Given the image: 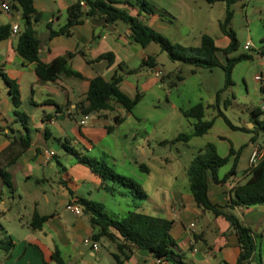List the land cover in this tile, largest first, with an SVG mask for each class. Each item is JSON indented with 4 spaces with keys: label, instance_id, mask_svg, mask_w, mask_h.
<instances>
[{
    "label": "crops",
    "instance_id": "1",
    "mask_svg": "<svg viewBox=\"0 0 264 264\" xmlns=\"http://www.w3.org/2000/svg\"><path fill=\"white\" fill-rule=\"evenodd\" d=\"M1 1L8 2L10 10L5 12L0 8V26L8 24L10 34L0 40V71L15 82L20 95L18 111L23 115L14 113L8 87L0 76V165L10 182L7 186L0 177V241L4 245L8 240L12 243L7 251L0 246L1 264H56L51 259L55 248L65 264H113L111 254L116 252L115 243L105 238L97 241L96 250L88 245L87 254L80 248L81 244L85 246L83 239L91 237L94 230L89 213L82 206L79 215L65 208L78 198L101 203L113 218L135 211L169 221V234L174 241L171 248L181 255L182 264H235L240 251L237 235L222 215H214L196 204L189 191L186 169L206 143L213 144L218 155L228 156L224 166L217 169V181L207 172V195L213 204L230 205L233 188L248 178L251 152L254 149L261 152L264 141L258 142L249 135L233 136L230 132L239 130L229 126L215 134L214 139H208L206 135L213 128L212 124L205 134L183 140L186 144L196 142L190 144L193 149L180 170L169 172L163 165L171 160L169 141L183 133V123L191 129L186 134L194 131L182 110L202 102L208 106L203 119L214 122L213 99L221 85L223 87L222 68L170 64L157 44L143 47L135 42L126 23H92V18L103 19L97 16L83 18L70 26L68 34H52L66 24L70 17L69 6L75 0H32L40 14L39 20L32 24L39 41V61L49 63L63 57L68 67L80 74L73 77L58 73L41 82L35 72V62L26 61L16 51L24 22L21 8L12 0ZM113 1L114 6L160 33L165 34L169 28L171 7L145 0L152 9L146 13L135 0ZM170 2H174L182 14L193 13L190 0ZM80 4L86 8L84 1ZM13 24L17 25L15 33L11 31ZM214 40L219 47H225L228 42L223 34L219 40ZM107 53L112 54L111 59L100 57ZM148 56L154 57L153 66L142 65ZM219 60L223 63L221 54ZM176 74L182 79L171 83V76ZM94 76L106 81L118 77L120 90L130 98L138 93L139 101L131 111H126L118 102L110 100L109 109L89 112L87 122L79 125L78 120L84 115L79 104ZM187 76L197 79V92L191 101L190 96L183 97L181 88ZM173 85L179 101L171 98L170 86ZM20 116L28 126L27 140ZM114 118L120 120L115 122ZM22 142L27 144L26 148L15 155ZM63 144L79 156L103 160L118 171L129 170L145 197L136 199L121 185L101 180ZM176 155L182 157V151H177ZM154 162L158 163L156 173L151 165ZM231 167L233 172L224 178ZM115 196L130 201V210L120 213L110 205L107 211V204L116 203ZM224 210L251 230L254 250L249 264H264V203L248 207L233 205ZM34 213L46 216L37 229L30 225ZM125 264L173 263L157 261L146 250L132 249Z\"/></svg>",
    "mask_w": 264,
    "mask_h": 264
},
{
    "label": "trees",
    "instance_id": "2",
    "mask_svg": "<svg viewBox=\"0 0 264 264\" xmlns=\"http://www.w3.org/2000/svg\"><path fill=\"white\" fill-rule=\"evenodd\" d=\"M21 8L23 18V30L18 35L16 43L17 53L26 61L35 62V72L39 81L45 82L50 80L54 75L62 73L66 76L80 77V74L67 65L66 59L57 57L49 63H42L38 59V38L35 36L32 24L39 20L40 14L33 7L32 0H12ZM84 1L85 9L82 8L80 2ZM139 5L140 10L146 13L152 12L145 0H135ZM206 3L213 4L215 2H223L225 4L224 17L219 21L218 26L221 33L228 39L225 47L216 45L215 40L206 33L200 36L198 46H186L178 42H172L169 38L160 32L149 27L137 17L131 16L126 11L117 8L113 5V0H75L69 6L70 17L66 24L58 31L51 32L52 34H68L70 26L80 23L83 18L101 17L106 22L122 21L129 26L132 39L141 46H146L149 43H155L160 50L165 52L168 59L182 64H188L192 67L212 68L219 66L224 73L223 89H227L232 85L231 73L236 63L241 60L250 59L249 54L240 53L236 56L229 57L228 54L238 48V40L235 31L229 26L233 11L230 8L231 4L241 0H204ZM10 34V26L8 24L0 26V40L6 38ZM260 53L264 56V46L260 48ZM219 54L223 57V63L219 60ZM112 54H103L101 58L111 59ZM154 57L148 56L147 60L142 65L153 66ZM193 71V70H192ZM0 76L8 87V94L11 103L14 107V113H19L20 105L19 90L15 82L9 79L0 71ZM177 81L182 79L179 74L175 75ZM120 79L113 77L110 81H106L101 76H94L89 80L88 89L83 101L79 104L82 114L89 112L97 113L102 110L109 109L110 100H115L124 107L126 111H131L133 106L139 101L140 95L136 93L132 98L126 95L119 88ZM219 92V90H218ZM218 92L216 95H218ZM228 103L225 100L223 103ZM208 107L202 102H198L191 107L182 110L185 118L192 122L194 131L192 134L179 133L173 140L187 141L192 136H200L205 134L213 124V119L204 120V110ZM58 108V106H57ZM258 108H253L252 113L257 114ZM219 115L223 116L221 111ZM23 116V115H22ZM21 117V116H20ZM224 117V116H223ZM23 128L26 131L25 139H28V126L26 120L22 118ZM119 118H114L118 122ZM224 120L233 128L230 122L224 117ZM264 123L263 122H260ZM107 127V130H110ZM65 145V144H63ZM26 143H20L19 149L15 155H18L25 149ZM65 147L76 155V157L87 164L90 169L95 172L101 180H110L125 188L134 198L141 199L145 197L144 191L137 185L136 182L120 175L112 170L103 160H96L87 156H79L73 149L65 145ZM263 153L254 166L248 168V178L244 183L233 188V198L230 205L213 204L207 195V172L209 171L214 180L217 178V169L223 166L228 161V156H220L217 154L215 147L211 143H206L201 150L191 159L187 166L186 174L189 182V191L193 196L196 204L203 209L210 210L214 215H222L231 225L237 235L240 251L235 264H249V259L254 250L253 237L251 230L244 226L234 214L225 211V208L236 206L248 207L255 204L264 203V145L261 147ZM232 148L229 152L232 153ZM6 164V163H5ZM140 167H143L140 165ZM234 168L224 175V178L233 172ZM0 177L5 185L10 186L9 177L3 166L0 165ZM223 178V179H224ZM75 202L83 207L85 212L89 213L90 225L94 232L91 238L94 241H99L105 238L110 242L115 243L116 252L112 253L113 264H125L132 249H141L148 251L156 259L168 261L173 264H182L181 255L172 250L174 244L172 237L169 234L170 222L155 216L128 211L120 218L109 216L103 209L101 203L78 198ZM46 216H40L37 213L32 215L30 225L33 229L40 228L45 221ZM0 246L5 251L12 247L10 240L0 241ZM51 259L56 264H65L62 260L59 250L54 249L51 253ZM1 264V258H0Z\"/></svg>",
    "mask_w": 264,
    "mask_h": 264
},
{
    "label": "rangeland",
    "instance_id": "3",
    "mask_svg": "<svg viewBox=\"0 0 264 264\" xmlns=\"http://www.w3.org/2000/svg\"><path fill=\"white\" fill-rule=\"evenodd\" d=\"M153 1L156 5L171 7L170 9H172V16L168 18L169 21H171L169 22V28L165 30V34L161 33L171 41L186 46H198L202 33H206L217 40L222 37L218 23L224 17L225 4L223 2L209 4L204 0H190L193 6V13L182 14L179 12L177 6L173 4L174 2H170V0ZM230 8L233 11V16L229 26L236 33L238 48L230 52L228 56L233 57L240 53H245L249 54L251 58L236 63L231 73L232 85L223 90H221V85L219 92L217 91L218 95L215 94L212 106L214 112L213 128H209L210 131L206 136L208 139H214L215 134L219 133L221 129L229 126L234 130H239V132L231 131L230 133L233 136L249 135L255 137L258 142H261L264 141V123L260 124V122L264 121V110L261 109V106L264 105V64L262 63L264 56L260 53V48L264 46V0H241L231 4ZM246 41L250 43L248 49L244 48ZM155 46L159 47L158 45ZM163 54L167 56L165 52H163ZM168 62L170 64H179V62L171 60ZM179 72L180 71L177 73ZM255 75H259L260 80H257ZM171 77V83L175 82V77ZM196 81L197 79L187 76L184 85L181 87L185 99H187V96H190L191 101L196 94ZM173 87L174 85L170 86L172 91L171 98L174 99L173 101H179V99L175 97ZM203 97H205V95ZM225 100H228V103L223 106ZM216 107H218V109ZM255 107L261 110L260 113H252V109ZM209 111L212 110L209 109ZM219 111H221L228 122L236 128L231 127L224 120V117L219 115ZM182 131L183 133H189L191 131L187 123H183ZM195 142L196 141L188 144L184 143L183 140L179 143L169 142L171 160L168 164H163L165 169L169 172L180 170L181 165L186 162L185 158L189 156L190 151L193 149L192 145H194ZM75 148L79 150L77 146H75ZM177 151H182V157L176 155ZM173 155H176V157ZM151 165H153V171L156 173L158 163L154 162ZM112 170L135 181L134 176L128 172L129 170L123 171L121 169L118 171L115 168H112ZM143 176L145 175L143 174ZM115 198L116 203L107 204V211H110V205L115 207L120 213L130 210V201L117 196H115ZM118 201L120 203H118ZM80 248L85 250V254L88 253V245L85 244L84 246L81 244ZM101 248L103 252H105L104 246Z\"/></svg>",
    "mask_w": 264,
    "mask_h": 264
},
{
    "label": "built area",
    "instance_id": "4",
    "mask_svg": "<svg viewBox=\"0 0 264 264\" xmlns=\"http://www.w3.org/2000/svg\"><path fill=\"white\" fill-rule=\"evenodd\" d=\"M84 5H85V4H84ZM0 8H1L3 11L8 12V11L10 10L9 3L6 2V1H1V2H0ZM16 30H17V25H16V24H13V25L11 26V31H12V33H15ZM249 46H250V43H249L248 41H246L245 44H244V48H245V49H248ZM255 78H256L257 80H260V76H259V75H255ZM261 109L264 110V105L261 106ZM88 118H89V115H88V114H84V115L78 120V124H79V125H83V124H85V123L87 122ZM262 153H263V150H262L261 152H259L258 149H254V150L251 152L250 157H249V167H250V166H254V165L257 163V161H258L259 158L261 157ZM65 208H66L67 210L71 211V212H72L73 214H75V215H79V214H81V212H82V207H81V205H79V204H77V203H75V202H70V203L66 204ZM191 225H193V224H191ZM83 243H84V244H87V245H90L91 248H92L93 250H96V249L98 248V244H97V242L94 241L91 237H86V238H84V239H83ZM156 260H157V261H161V260H159V259H156Z\"/></svg>",
    "mask_w": 264,
    "mask_h": 264
},
{
    "label": "water",
    "instance_id": "5",
    "mask_svg": "<svg viewBox=\"0 0 264 264\" xmlns=\"http://www.w3.org/2000/svg\"><path fill=\"white\" fill-rule=\"evenodd\" d=\"M99 21H101V22H105V20H103V19H96V18H92V19H91V22H92V23H97V22H99Z\"/></svg>",
    "mask_w": 264,
    "mask_h": 264
}]
</instances>
